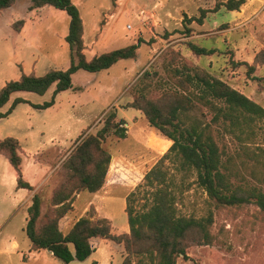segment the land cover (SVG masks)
<instances>
[{"label": "rangeland", "instance_id": "1", "mask_svg": "<svg viewBox=\"0 0 264 264\" xmlns=\"http://www.w3.org/2000/svg\"><path fill=\"white\" fill-rule=\"evenodd\" d=\"M74 1L86 27V38L91 35L93 24L99 30L108 20V27L130 38L132 36L139 43L134 58L119 59L110 68L96 72L76 70L71 81L78 88L61 91L52 107L35 108L30 103L48 101L54 84L43 94L29 91L12 93L0 112H5L16 97L28 102L16 104L12 112L0 118V138H17L26 163L31 159L26 155L36 152L50 136L62 134L68 123L67 111L63 107H68V103L73 105L70 122L75 130L91 118L87 112H91L92 116L102 113L92 130L81 132L83 134L73 140L71 149L87 133H95L101 128L111 112L115 113L114 121L122 119L128 125L125 122L122 124L126 129L124 138H118L111 132L103 137L102 147L111 155L106 177L120 181L129 189H118L115 193L103 195V198L97 197L95 206L99 216L110 219L113 233H128L125 196L142 181L144 173L171 143L157 135L143 115L134 108L126 107V103L138 95L160 99L173 92L195 93L196 90L189 85L183 89L179 84L181 75L175 73V69L185 65L208 71L264 107V79H249L242 64L252 63L255 55L264 50V0H245L236 10H227L219 4L226 0ZM142 10L153 13L152 19L140 21ZM6 15V12L0 13V87L6 81L18 78L22 72L34 71L40 75L49 68H67L70 50L63 39L68 28L65 11L47 5L36 15L29 14L20 31L7 26ZM189 17H195V20L189 22ZM12 18L21 17L16 15ZM198 18H201V23L196 21ZM127 24L131 27L127 28ZM189 42L207 49L214 48L215 51L207 55L194 54L188 47ZM123 44L120 41L110 48H119ZM231 61L242 65L233 66ZM128 66L130 70L126 73ZM253 74L263 77L264 68H257ZM194 103L181 118L185 125L193 121L201 125L209 124L214 139L223 151L222 159L227 166L224 171L229 173L231 183L264 191V167L257 156L260 152L258 148L264 147V121H255L248 136L240 135L239 130L228 132L221 123L211 121V112L205 106ZM45 153L38 152L34 157L43 160ZM177 167L176 160L164 162V168L174 183L182 179L188 183L177 200L178 213L195 217L211 213L209 231L213 240L208 244H189L187 258L180 255L175 264H264V211L254 202L215 204L195 183L193 171L185 172ZM8 168L12 169L0 155V264H122L124 244L111 239L91 238L94 251L82 261L73 259L68 263L55 258L46 249L32 250L24 232L26 207L32 194L39 193L42 210L47 209L52 214L49 197L54 186L64 177L58 170L48 178L44 173L39 187L16 191L11 179L5 177ZM116 168L121 170L118 172ZM26 176L32 181L37 179L28 168ZM142 203L143 200H137L135 207H142ZM74 211L69 214L73 220L79 217L78 210ZM96 214L88 206L83 215L96 220L99 218ZM65 228L61 230L66 232L69 229ZM136 260V256L132 257L131 264H135Z\"/></svg>", "mask_w": 264, "mask_h": 264}, {"label": "trees", "instance_id": "2", "mask_svg": "<svg viewBox=\"0 0 264 264\" xmlns=\"http://www.w3.org/2000/svg\"><path fill=\"white\" fill-rule=\"evenodd\" d=\"M14 2L15 0H0V13ZM244 2L245 0H226L219 4L227 10H236ZM45 5L63 10L68 15L64 40L70 50L69 65L65 69L49 68L40 75L33 71L22 72L18 78L6 81L0 87V108L16 91L43 94L54 84L48 101L42 104L30 103L35 108H47L54 103L58 92L78 88L73 87L71 81V76L76 70L96 72L109 68L119 59L135 56L139 46L137 42L87 58L82 37L83 21L78 6L72 0H30L29 9ZM194 20L195 17L188 19L189 22ZM196 21L201 23V18ZM22 23V19L16 20L12 27L17 30ZM188 47L197 55H207L215 51L214 48L207 49L191 42ZM231 63L233 66L243 64L245 75L249 79H264V76L253 74L257 68H264V50H260L250 64L233 61ZM175 73H180L182 79L179 84L183 89H187L189 85L196 92H173L160 99L138 95L126 103V107L140 111L157 135L171 140L166 152L144 173L142 181L125 196L124 210L128 233H113L108 218L99 217L93 220L87 215L78 217L66 232L59 228V220L75 210V196L84 192H96L106 181L111 155L102 147L103 137L110 132L118 138L126 136V129L122 126L125 121H114L115 113L111 112L104 120V125L95 133H87L55 169V172L58 170L64 178L51 191L49 206L52 214L47 209L42 210L41 195L32 194L26 207L24 225V232L32 250L46 249L64 263L73 259L82 261L94 251L90 239L98 237L124 244L125 256L122 264H131V258L135 256V264H175L178 256L187 258L186 249L189 244L210 243L213 240L209 231L211 213L200 217L178 213L177 200L188 183L185 179L174 183L172 176L167 174L164 162L170 159L176 160L178 170L193 171L195 183L215 204L238 205L254 202L264 211V191L256 187L234 186L229 180V173L224 171L227 166L222 159L223 151L214 139L209 124L201 125L193 121L185 125L181 118V115L197 102L211 112L212 122L221 123L228 132L239 130L240 135L248 136L255 121H264V107L204 69L183 65L175 69ZM20 102L28 101L20 97L14 98L9 108L0 112V118L7 116ZM258 149L260 152L257 156L261 158L260 163L264 167V147ZM21 153L17 138H0V155L5 157L15 170L16 186L31 190L32 185L22 177ZM59 158L49 161L45 157L43 160H48L54 165ZM137 200H143L142 207H135ZM90 207L95 212L93 206Z\"/></svg>", "mask_w": 264, "mask_h": 264}, {"label": "crops", "instance_id": "3", "mask_svg": "<svg viewBox=\"0 0 264 264\" xmlns=\"http://www.w3.org/2000/svg\"><path fill=\"white\" fill-rule=\"evenodd\" d=\"M72 1L75 2L74 0H72ZM29 5H30V0H15V2L11 6L3 9L2 10V14H4L5 12L7 13V15H6L7 16L6 21L8 22L7 26L11 27L15 31H20V29L24 28L26 17L29 14H33V15L35 14L36 15V12H38L40 10H43V8H45V6H47V5H45V6H42L40 8L29 9ZM16 15L21 17V18H17V19L12 18V17H16ZM19 19H22L23 23H22V25H20L19 29L16 30V29H14L12 27V23L14 21H16V20H19ZM108 23H109L108 20L106 22H104L102 24V27L99 30L97 29V26L95 24H93L92 25L93 28H91L92 33L87 38H86V27H85V25L83 23V35H82V37H83V42H84V46H85L84 54L86 55L87 58H91L92 56L98 55V54H100L102 52H106V51H109V50L116 49L117 47L116 48H110V46H112L113 44L118 43L120 41H122L124 43L123 46H127L129 44L136 43V41L134 40V38L132 36L130 38V37H128L125 34H120L117 31H114L113 28L108 27ZM94 30H95V32H93ZM64 36H63V39H64ZM123 46H121V47H123ZM97 51H101V52L98 53ZM87 53H90L89 56H87ZM114 64H116V62ZM114 64H112L111 66H113ZM129 70H130V67L128 66L126 68V70H125L126 73H128ZM72 75H74V74H72ZM71 78H73V77H71ZM72 86L75 87L73 84H72ZM76 87H78V86H76ZM70 89H72V88H70ZM74 89H77V88H74ZM74 89H72V90H74ZM60 92H58L55 95V97L59 96ZM55 97H54V103L51 106H49V107H52V106H54L56 104L55 103ZM71 107H73V105L71 103H68V107H63V109L67 111L66 115L68 117V123L64 127L61 135H52V136H50L47 139V142H45L44 144H40L39 145V147L37 148L36 152H31L28 155H26V156L31 158L26 163H25V160H24L26 157L24 158L23 150H22V153H21V156H22V165H21L22 177H23L24 180L28 181L34 187H39L41 185V183H42L41 180L43 178H40V177L44 176V173H46V178H48V177H50L52 175V173L58 167L59 163L68 154L69 150L72 147V146L70 147V145L73 142V140L78 135H80L81 132H85L87 130H92V128H94L97 125V123L99 122L98 118L102 114V113L99 114V116H92L91 112H87V115H89V117H91V118L88 120V122L86 124L81 126V128H79V129L77 128L75 130V129H72L71 122H70V120H71L70 119V116H71L70 108ZM118 109H120V108H118ZM133 120H134V118H133ZM135 121L136 120H134V124H135ZM125 124H127V123L125 122ZM165 139H167L171 143L170 139H168V138H165ZM19 143H20V141H19ZM20 146H21V149H22L21 143H20ZM67 147H70V148L68 150H65ZM42 151H46L47 152V153H45L44 158L45 157L48 158L49 161H51L53 158H57V157L58 158L60 157V158L55 162L54 165H51L48 160H46V161L45 160H38L36 157H34L35 154H37L38 152H42ZM48 152H50V153H48ZM11 168H12V166H11ZM27 168L32 172L33 176L37 177L36 180L33 179L34 181H32L30 178H28L26 176V169ZM116 169L118 170V172L121 170L120 168H116ZM108 173L109 172H107V174ZM5 177H6V179H9V180L11 179V182H12L11 184H14V186H15L14 188H16L15 189L16 191L19 190V189L26 190L25 188H18L16 186V172H15V170L13 168L12 169L8 168V172H7V175ZM115 177H117V179L119 178L118 173L115 174ZM119 182L118 181H112V178L111 179L106 178L105 183L103 184L101 189H99L98 191H96V192H84V193L77 194L75 196L76 199L73 202V204H74V207H75L76 211L78 210V212H79V217L84 214V211L86 210V208L88 206H93V208L95 209V211L97 213L96 215L98 217H101V216L98 215V208L95 206V199L97 197L103 198V195H105V194L109 195V194L115 193L116 190H118V189H120L122 191L129 189V187L127 185H121ZM75 220L71 219L70 215H65L59 220V228L60 229H63V227L68 228V227L71 226V224ZM92 238H94L95 240H98V237H92ZM12 242H14L15 245L17 244L16 241H14V240ZM12 242H11V244H12Z\"/></svg>", "mask_w": 264, "mask_h": 264}, {"label": "built area", "instance_id": "4", "mask_svg": "<svg viewBox=\"0 0 264 264\" xmlns=\"http://www.w3.org/2000/svg\"><path fill=\"white\" fill-rule=\"evenodd\" d=\"M152 17H153V13H151V12H147V11H141L140 12V16H139V18H140V21H142V22H144V21H149L150 19H152ZM126 27L127 28H130L131 26L129 25V24H127L126 25Z\"/></svg>", "mask_w": 264, "mask_h": 264}]
</instances>
